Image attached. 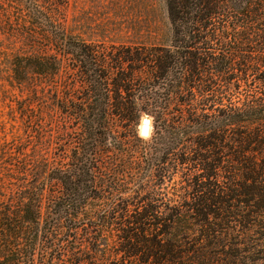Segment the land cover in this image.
<instances>
[{"label": "trees", "instance_id": "trees-1", "mask_svg": "<svg viewBox=\"0 0 264 264\" xmlns=\"http://www.w3.org/2000/svg\"><path fill=\"white\" fill-rule=\"evenodd\" d=\"M45 3L0 0V36L12 46L9 84L28 95L17 112L19 134L40 146L56 140L61 151L60 126L46 137L34 106L63 111L57 87L50 103L43 99L69 59L73 71L82 68L81 107L73 105L81 138L66 167L59 152L48 160L36 147L27 156L22 141L14 151L13 141L0 144V194H11L0 202V264H264V0H165L171 45L123 57L153 64L138 78L124 68L109 78L92 47L65 33ZM108 80L111 97L100 92ZM138 81L139 96L119 93ZM142 114L152 117L154 146L196 132L193 157L176 160L217 168L214 187L192 195L193 205L106 204L123 192L97 186L93 148L109 125L125 121L131 130Z\"/></svg>", "mask_w": 264, "mask_h": 264}, {"label": "rangeland", "instance_id": "rangeland-1", "mask_svg": "<svg viewBox=\"0 0 264 264\" xmlns=\"http://www.w3.org/2000/svg\"><path fill=\"white\" fill-rule=\"evenodd\" d=\"M58 3L63 6L54 10L55 4ZM45 7L48 12L53 10L51 18L59 23V27L65 33L92 47L93 54L103 64L109 78L116 75L118 68H124V75L132 73L135 78L144 77L153 64H145L138 60L131 63L124 61L123 57L125 58L128 54L135 56L139 52L142 55L156 53L155 48L171 45L172 32L165 0H46ZM34 31L39 32L36 34L37 47L45 49L48 43L40 34L41 30L34 29ZM4 43L7 44L0 36V144L5 141L11 144L13 141L14 151V145H16L14 143L22 141V148L27 156L32 157L36 154L33 151L37 150V154L52 160L59 152L55 148L56 140L49 146L45 144L40 146L29 136L20 135L22 122L17 112L19 107L27 102L28 95L25 90L22 91L16 86L11 87L9 84L10 65L5 53H10L12 46L6 49ZM16 47L17 44L13 42V55ZM72 69L73 61L63 59L61 72L53 80L54 85L46 90V97L43 99V103H50L54 97L52 93L57 87L58 97H61L63 102V111H56L55 108L38 109V104L34 106L36 110L42 112L39 119L43 128L48 129L49 134H46V137H55L58 135L57 126L61 128L59 153L64 167L69 163L73 150L79 145L82 132L81 120L78 115H75L81 107L80 97L84 91L82 68L77 67L78 72ZM165 78L161 80L164 81L163 83L172 79V73ZM163 85L156 86L161 93L169 89V83ZM143 86L144 83L138 81L127 88L121 86L118 91L123 96H139L144 92ZM115 89L112 81L108 80L100 92L111 97ZM109 101L106 109L111 112L112 107ZM73 105H79V108L74 109ZM145 115L147 114L140 116L137 125L131 130L125 126V121H117L115 125H109V128L104 130L103 141L96 142L93 148V159L96 165L94 175L99 180L97 186L112 192H123L119 198L107 201L106 204H127L130 208L147 203L159 206L193 205L192 195L201 197L206 188L214 187L216 178L213 173H218L217 168L210 172L197 161L194 166L188 160L180 162L176 160L179 153H183L185 158L193 157L195 149L193 138L196 137V132L185 136L179 143L173 145L165 143L154 146L150 137L141 138L138 133L146 130L148 132L150 128L149 124L142 121ZM148 118L151 121L152 132V117L148 116ZM133 131L137 133L140 140L134 136ZM193 177L197 179L194 187ZM221 181L219 177L217 185ZM135 193H140L143 198L141 200L132 198ZM148 194L150 198L154 195L152 200L147 198ZM10 196L8 191L1 192L0 202L9 203Z\"/></svg>", "mask_w": 264, "mask_h": 264}, {"label": "clouds", "instance_id": "clouds-1", "mask_svg": "<svg viewBox=\"0 0 264 264\" xmlns=\"http://www.w3.org/2000/svg\"><path fill=\"white\" fill-rule=\"evenodd\" d=\"M138 134L141 136V138L148 139L150 137V135H151V130H149V134L148 135H145L143 131H140Z\"/></svg>", "mask_w": 264, "mask_h": 264}, {"label": "water", "instance_id": "water-1", "mask_svg": "<svg viewBox=\"0 0 264 264\" xmlns=\"http://www.w3.org/2000/svg\"><path fill=\"white\" fill-rule=\"evenodd\" d=\"M143 121H146L147 123H149V125H150L149 130H151V121H150V119L148 118V115H145V116L143 117ZM149 130H148V132H145L146 135L149 134Z\"/></svg>", "mask_w": 264, "mask_h": 264}, {"label": "bare ground", "instance_id": "bare-ground-1", "mask_svg": "<svg viewBox=\"0 0 264 264\" xmlns=\"http://www.w3.org/2000/svg\"><path fill=\"white\" fill-rule=\"evenodd\" d=\"M142 121H143V119H142ZM145 124H149V123H147L146 121H143ZM145 132H147V130L145 131ZM144 132V134L146 135V133Z\"/></svg>", "mask_w": 264, "mask_h": 264}]
</instances>
